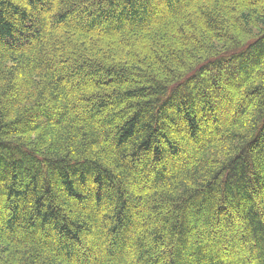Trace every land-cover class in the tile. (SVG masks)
<instances>
[{
	"label": "trees",
	"instance_id": "obj_1",
	"mask_svg": "<svg viewBox=\"0 0 264 264\" xmlns=\"http://www.w3.org/2000/svg\"><path fill=\"white\" fill-rule=\"evenodd\" d=\"M0 264H264V0H0Z\"/></svg>",
	"mask_w": 264,
	"mask_h": 264
}]
</instances>
